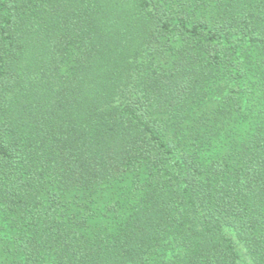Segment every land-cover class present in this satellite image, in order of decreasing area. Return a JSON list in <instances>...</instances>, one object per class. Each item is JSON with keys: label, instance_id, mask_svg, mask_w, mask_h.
Masks as SVG:
<instances>
[{"label": "trees", "instance_id": "1", "mask_svg": "<svg viewBox=\"0 0 264 264\" xmlns=\"http://www.w3.org/2000/svg\"><path fill=\"white\" fill-rule=\"evenodd\" d=\"M0 264H264V0H0Z\"/></svg>", "mask_w": 264, "mask_h": 264}]
</instances>
